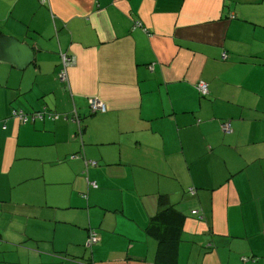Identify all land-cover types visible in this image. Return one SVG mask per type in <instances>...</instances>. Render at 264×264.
<instances>
[{
    "label": "crops",
    "instance_id": "obj_1",
    "mask_svg": "<svg viewBox=\"0 0 264 264\" xmlns=\"http://www.w3.org/2000/svg\"><path fill=\"white\" fill-rule=\"evenodd\" d=\"M0 33L34 52L0 59V264H160L162 196L176 264H264V0H0Z\"/></svg>",
    "mask_w": 264,
    "mask_h": 264
},
{
    "label": "trees",
    "instance_id": "obj_2",
    "mask_svg": "<svg viewBox=\"0 0 264 264\" xmlns=\"http://www.w3.org/2000/svg\"><path fill=\"white\" fill-rule=\"evenodd\" d=\"M201 95V94H200ZM202 96V95H201ZM207 97V96H202ZM90 112L92 115L99 114V113H92L91 109ZM37 113H44L42 119H35V121L30 120L28 123H36L38 121L44 122L46 118L48 119H55L57 114L54 112L48 111L46 108L39 112H34L30 114L33 116ZM78 118V116L76 115ZM32 119V118H31ZM79 119V118H78ZM80 120V119H79ZM77 123V122H75ZM229 123L231 125V133H232V123L231 121H224L221 124V131H223V125ZM78 124V123H77ZM79 126V134L82 133V130ZM159 206L161 207L160 210L151 218L148 231L151 235L158 240V251H157V259L160 264H176L177 257H178V247L181 243V229L178 227L184 223L185 215L177 210V208L173 205L168 204V199L166 196H162L159 200Z\"/></svg>",
    "mask_w": 264,
    "mask_h": 264
},
{
    "label": "built area",
    "instance_id": "obj_3",
    "mask_svg": "<svg viewBox=\"0 0 264 264\" xmlns=\"http://www.w3.org/2000/svg\"><path fill=\"white\" fill-rule=\"evenodd\" d=\"M61 58H62V68L60 70L59 78L62 82H67V80H68V67L72 66L75 63V58L68 55V54H62ZM196 89L202 96H208L209 95V86L205 82H199L196 86ZM89 105H90V109H91L92 113H106L107 112L106 105L104 103L98 101L97 99H91ZM43 114L44 113H37L33 116H30V115L24 114L23 112H21V113L14 112V116H16L18 119H20L25 124H27L30 120L35 121V119H42ZM73 120L75 122H78V124H79V121H78L76 116L73 118ZM222 128H223L224 132L231 133V125L229 123L224 124ZM91 165L97 166V163L91 162ZM87 166H88V164H87ZM94 186L96 187V185H94ZM190 192L192 194H195V190H193V189L190 190ZM193 213L195 215L199 214L198 211H194ZM199 218L201 220H203L202 216H199ZM95 236H96L95 233H91L90 239L88 241L89 246L96 243Z\"/></svg>",
    "mask_w": 264,
    "mask_h": 264
},
{
    "label": "water",
    "instance_id": "obj_4",
    "mask_svg": "<svg viewBox=\"0 0 264 264\" xmlns=\"http://www.w3.org/2000/svg\"><path fill=\"white\" fill-rule=\"evenodd\" d=\"M0 59L24 70L34 61V52L27 44L0 33Z\"/></svg>",
    "mask_w": 264,
    "mask_h": 264
},
{
    "label": "clouds",
    "instance_id": "obj_5",
    "mask_svg": "<svg viewBox=\"0 0 264 264\" xmlns=\"http://www.w3.org/2000/svg\"><path fill=\"white\" fill-rule=\"evenodd\" d=\"M99 114H104V113H99ZM78 119V118H77ZM78 121H79V123H80V120L78 119ZM78 123V122H77ZM97 163V162H96ZM86 164H88V166L89 165H91V162H88V163H86ZM97 165H98V163H97Z\"/></svg>",
    "mask_w": 264,
    "mask_h": 264
},
{
    "label": "rangeland",
    "instance_id": "obj_6",
    "mask_svg": "<svg viewBox=\"0 0 264 264\" xmlns=\"http://www.w3.org/2000/svg\"><path fill=\"white\" fill-rule=\"evenodd\" d=\"M60 74V73H59ZM14 255H16V254H14Z\"/></svg>",
    "mask_w": 264,
    "mask_h": 264
}]
</instances>
